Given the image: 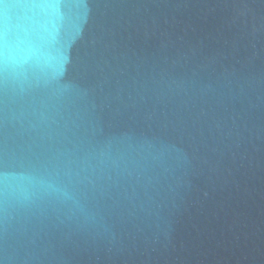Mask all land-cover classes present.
<instances>
[{
    "label": "water",
    "instance_id": "water-1",
    "mask_svg": "<svg viewBox=\"0 0 264 264\" xmlns=\"http://www.w3.org/2000/svg\"><path fill=\"white\" fill-rule=\"evenodd\" d=\"M0 264H264V0H0Z\"/></svg>",
    "mask_w": 264,
    "mask_h": 264
}]
</instances>
